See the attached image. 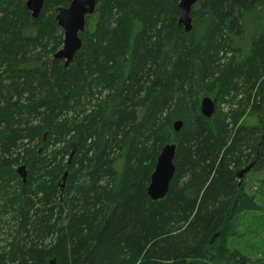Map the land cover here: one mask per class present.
Listing matches in <instances>:
<instances>
[{
  "label": "trees",
  "instance_id": "obj_1",
  "mask_svg": "<svg viewBox=\"0 0 264 264\" xmlns=\"http://www.w3.org/2000/svg\"><path fill=\"white\" fill-rule=\"evenodd\" d=\"M96 1L66 65L56 18L72 0L36 19L0 0V264H264L234 248L264 227L240 177L253 167L264 189V0H198L190 33L180 0Z\"/></svg>",
  "mask_w": 264,
  "mask_h": 264
},
{
  "label": "water",
  "instance_id": "obj_2",
  "mask_svg": "<svg viewBox=\"0 0 264 264\" xmlns=\"http://www.w3.org/2000/svg\"><path fill=\"white\" fill-rule=\"evenodd\" d=\"M46 0H27L26 7L31 12L34 19L38 18ZM198 0H180V25L185 28L187 33L193 29L191 11L197 4ZM98 3L96 0H72L69 7H61L57 11V22L64 31V43L62 49L54 55L55 60L65 61L66 65L73 62L76 54L82 47L80 34L86 29V19L93 15L97 10ZM202 114L207 118H212L216 113V103L210 97H205L201 104ZM182 122L177 121L175 124L176 131L182 128ZM177 145H166L156 164L155 171L151 176V182L148 188V194L154 201L164 199L170 188V183L175 174L174 158L176 155ZM251 167L245 170L240 177H243ZM24 167L19 169L21 176L24 174ZM65 174V179L67 177ZM25 181V179H24ZM65 181V180H64ZM66 182V181H65ZM65 182L63 187H65Z\"/></svg>",
  "mask_w": 264,
  "mask_h": 264
},
{
  "label": "rangeland",
  "instance_id": "obj_3",
  "mask_svg": "<svg viewBox=\"0 0 264 264\" xmlns=\"http://www.w3.org/2000/svg\"><path fill=\"white\" fill-rule=\"evenodd\" d=\"M223 109L227 111L225 107H223ZM253 121L254 120L252 119V122ZM252 169L253 167L246 174L243 175L245 179L247 178L246 179L247 182H245V184H247L248 192L250 194H256L258 198L261 200L262 205L264 206V189L259 183L260 174L254 173ZM26 177H27V172L24 171L22 178L26 179ZM260 215H264V212ZM254 218H255L254 216H248V218L246 216L243 217L242 221L244 223L241 226V231L243 233H245L248 230H251L249 229V226L252 224H253L254 229L259 228L258 224L252 222ZM9 225L13 228L12 222ZM11 230L12 229L10 228L6 229V232L3 235L4 239H6L7 235L11 233ZM245 239L246 241L241 240L239 243L234 244V248L237 247L241 251H243L242 252L243 255H248L252 257L251 261L253 262L260 261V259H264V227L261 228L260 236H248V237H245ZM4 244L5 243H2L1 245L3 246Z\"/></svg>",
  "mask_w": 264,
  "mask_h": 264
},
{
  "label": "crops",
  "instance_id": "obj_4",
  "mask_svg": "<svg viewBox=\"0 0 264 264\" xmlns=\"http://www.w3.org/2000/svg\"><path fill=\"white\" fill-rule=\"evenodd\" d=\"M206 97H210V96H206ZM204 98H205V97H204ZM204 98H203V99H204ZM210 98H212V97H210ZM212 99H213V98H212ZM213 100H214V99H213Z\"/></svg>",
  "mask_w": 264,
  "mask_h": 264
}]
</instances>
